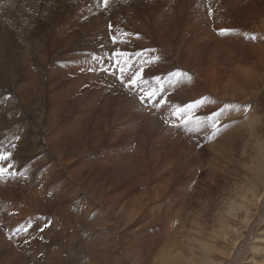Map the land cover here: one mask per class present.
<instances>
[{
  "label": "rangeland",
  "instance_id": "374dc122",
  "mask_svg": "<svg viewBox=\"0 0 264 264\" xmlns=\"http://www.w3.org/2000/svg\"><path fill=\"white\" fill-rule=\"evenodd\" d=\"M47 4L51 5L50 8ZM60 8V18L64 22H69L76 14L73 0H0V156H8L7 160L0 159V169L6 170L0 173V264H125L126 261V264H161L163 261L160 259L163 257L160 254L173 252L175 254L171 259L182 256L183 260L185 258L186 262L192 261L193 264H205L201 261L209 256L212 259L210 261L208 258L209 264H219L218 261L221 264H233L241 259L240 264H264V221L258 218L261 215L260 207L256 208V201H251L252 198L246 201V198L241 196L243 191L250 187H257L255 191L264 193V185H259L260 182L250 174L248 168H244L243 163L246 158L249 165L253 160L260 164L259 159L255 158L258 139H254V143H248L247 141L252 139L251 132L248 134L244 126H241L243 129L240 126L232 127L234 132L232 128L231 132H228V122L236 120L222 123L219 118L221 114L216 112L217 110L214 113H217L218 127L220 131L226 129V132L217 136L215 141L223 143L224 137L231 133L233 141H239L237 145L241 146L236 147L239 150L235 153L236 156L229 155L228 152L226 160L220 158L221 154L217 155L223 166L219 171L214 166L205 165L201 168L202 160L208 152L197 158L183 142L179 151L169 156L166 162H146L150 168L153 165L158 168L159 175L155 179H165L166 190H158L155 188L157 184L150 182L134 193H128L125 200L121 201L120 192H114L115 188H118L115 184L117 177L121 176L119 172L113 175L92 167L91 172L98 177L81 180V185L70 178L62 165L66 156L58 157V136L63 121L79 114V109L74 106L66 109V102L74 94L79 80L86 72L84 69L72 72L69 70L68 64L73 62L74 54L65 49L67 26L59 22ZM228 8L219 0H206L195 13L194 19L186 18L184 24L190 25L192 35L196 37L212 31L219 32L224 42L241 20L240 16L235 14L231 24L223 25L222 21ZM262 15L264 7L255 17ZM249 27L248 22L243 24V36ZM165 38L166 35L164 41ZM82 42L84 41H81V46L86 50L87 46ZM204 49L209 58L210 50H216L218 53L220 47L213 41L209 42L207 47L204 46ZM148 56L149 54H141V57ZM123 60L121 63L126 64L127 59ZM213 61L214 59H209L210 69ZM170 75L171 73L167 79L172 82ZM167 79L163 80L167 82ZM162 81L154 83V90L160 97L166 85H163ZM130 92L129 88L123 86L121 91L113 92V96L120 97L126 104L132 98ZM159 105L167 109L168 103L162 99ZM134 111L136 110L133 109ZM161 113L163 115V112ZM247 115L246 112L244 118ZM139 116L140 114L134 117L130 124L135 128L150 129L147 121ZM97 117L101 116H93L90 112L69 120V124L90 133V122ZM205 119L210 124L213 122L211 116ZM168 127L171 126L160 130L151 129L157 130L158 139H162L161 132ZM204 128L212 131L208 124L204 125ZM111 134H117L116 142L112 140ZM190 135L194 139L199 137L192 130ZM126 143V138L116 131L109 132L103 141H89L94 154L121 160L119 157L124 149L123 159L130 160V166L136 165L138 159L132 158H138L139 152H134L133 144ZM75 150L79 153L82 151L81 147ZM186 150L188 152H185ZM199 150L203 153L201 148ZM243 154L245 158L242 157ZM150 155H153L152 152ZM77 157L83 158L85 154ZM212 158V154L208 153L206 161L209 162L208 159ZM68 166L69 164L66 165ZM207 170L209 177L200 176L202 171ZM148 171H143L142 175ZM127 177L128 179L123 181L129 182L130 175ZM103 182L112 185L101 188ZM255 182V186L251 184ZM258 198L257 202L263 197ZM90 202L91 205L88 204ZM233 204L242 206L243 209L240 207L230 215L232 212L229 206ZM247 210H250L249 214ZM162 212L164 213L161 214ZM222 220L228 225L225 231L220 230L222 225L220 226L219 222ZM126 221L132 224L127 225ZM151 230L152 233L149 234ZM141 233L145 237L158 234L160 245L153 241L156 249L148 251L146 247H142L145 237ZM136 236L141 239H136ZM248 243L253 246V250ZM133 244H137L135 248ZM102 245L105 248H102ZM203 245L215 248L211 253L205 250ZM86 247L91 248L87 250ZM151 247L152 244L149 248ZM239 248L241 250H238ZM142 249L148 254L144 255L143 251L141 253ZM210 254L217 255L214 257L218 261L216 262V258ZM235 256L237 262L233 260ZM134 258H138L137 261Z\"/></svg>",
  "mask_w": 264,
  "mask_h": 264
},
{
  "label": "bare ground",
  "instance_id": "6f19581e",
  "mask_svg": "<svg viewBox=\"0 0 264 264\" xmlns=\"http://www.w3.org/2000/svg\"><path fill=\"white\" fill-rule=\"evenodd\" d=\"M205 1L107 0L106 2V0H73L76 14L69 22L61 20L62 8L58 9L59 22L67 26L65 49L74 54L73 62L68 64L69 70L72 72L84 69L86 72L79 80L74 94L66 102V109L74 106L79 109V114L77 117L74 115L63 121L57 147L58 157L66 156L62 164L66 172L79 185L82 184L81 180L87 181L91 177H98L91 172V168L96 167L113 175H116L117 172L121 174V176L117 177V183L115 184L118 188L114 190V192H120L121 201L125 200V196L128 193L132 194L135 190L148 185L150 182L153 185L154 183L157 184L156 189L166 190V180L159 181L161 177L157 180L155 179L159 175L158 168L155 165L150 168L146 165V162L150 160L155 162V164L157 162H166L169 156L179 151L183 142L197 158H201L206 151L212 154L213 158L208 159L209 162H207V153L205 159L202 160L203 166L201 168L207 165L209 167L214 166L218 171L221 170L220 168L223 166L218 161L217 155L219 154L220 156L221 154L220 158H225L226 160L228 152L230 153L229 155L234 154L236 156L235 153L239 152L236 147L239 148L241 146L237 145L239 141H233L234 138L230 136L231 133L227 136L223 135L225 136L223 143L215 141L217 136L226 132V129L220 131L218 127V118L217 113H214L215 110L221 114L219 118L222 123L236 120L232 123L228 122V132H231L232 127L236 128L237 126L238 128L240 126L243 129L241 126H244L248 134L251 132L252 139L248 140V143H254L255 141L253 140L258 139L255 158L259 159L260 164H256L254 160H251V165L247 164L248 161L244 154L242 157L245 159L243 160L242 158V160L244 168L249 169L250 174L252 173L255 179L260 182L259 185L261 183L264 185V137H262V133L264 134V15L255 17L264 7V0H219L220 3H225L229 7L222 21L223 25L231 24L235 14H238L241 18L238 26L228 34L224 42L219 32L212 31L196 37L192 35L190 25L184 24L186 18L194 19L195 13L198 12ZM47 5L50 8L51 5ZM48 14L50 13L48 12ZM245 22H248L250 27L243 36L242 27ZM111 30L113 31V37H111ZM82 40L87 46L86 50L82 47L83 45L81 46ZM213 41L216 42L220 49L218 53H216V50H210L208 58L204 46L207 47L208 43ZM139 48H142L143 52ZM141 54H149V56L141 57ZM124 58L127 59L126 64L121 63ZM209 59H214L212 69L208 67ZM170 73L172 82L167 79ZM176 73L181 75L177 76L175 75ZM163 79H167V82ZM161 81L163 85L166 84L163 88L162 97L157 94L151 97L146 95L147 92L154 90L155 82ZM123 86L129 88L131 90L130 93H132V98L126 104L122 102L120 97L113 96V92L121 91ZM162 99L168 103L167 109L159 105ZM257 99H260V101H257ZM174 101H176L175 105ZM133 109L136 111L133 112ZM90 112L93 116L95 114L101 116L90 122L92 132H86L80 127L69 124V120L76 119ZM161 112H163V115H161ZM246 112L248 115L244 118ZM139 114V118L145 119L150 129L135 128L130 124L134 117ZM208 116L213 118L211 124L205 119ZM240 116L242 117L241 119L239 118ZM206 124L212 131L205 130L204 125ZM141 126H145V124H141ZM165 126L171 127L162 130V139H158L157 130L151 128L160 130ZM191 130L199 135V137H195L199 142L190 135ZM112 131L124 136L127 140L126 145L133 144L135 146L134 152H139L138 158L134 157L132 160L138 159L136 165L130 166L128 162L131 161L123 159L125 155L124 149L119 157L121 160L107 159L104 155L94 154L89 141H96V139L103 141L106 135ZM232 131L234 132L233 128ZM111 138L114 142L118 140L117 134H111ZM174 138L181 140H174ZM80 147L82 151L79 153L75 149ZM199 148L202 149L203 153H201ZM64 151L67 153H64ZM223 151L225 154H223ZM151 152L153 155H150ZM185 152L188 151L186 150ZM84 154L85 157L83 158L77 157ZM67 164H69L68 167H66ZM143 171L148 172L142 175ZM129 175L130 181H123L127 180ZM200 176L209 177L210 173L208 170L206 172L202 171ZM251 184L255 186L257 183ZM107 185L112 184L103 182L101 188ZM255 188L257 189V187ZM256 189L250 187V189L245 190L246 192L243 191L241 196L246 198V201L250 198H252L251 201H256L255 206L256 208L260 207L261 211V215L258 218L264 221V193H260V190L255 191ZM259 196L263 198L257 202ZM143 200L146 199L143 198ZM88 204L91 205V202ZM173 204L171 203V205ZM234 204L229 206L232 212L230 215L237 212L236 210L240 207L242 208V206ZM247 212L249 214L250 210H247ZM259 222L261 221L259 220ZM219 223L220 226L222 225L220 230L225 231L227 229L226 226H228L226 221L222 220ZM129 224L127 222V225ZM120 227L123 226L120 225ZM151 233L152 230L149 234ZM141 234L144 236L143 233ZM161 234L163 233L161 232ZM152 235L144 236L145 238L142 237L145 240L142 243V247H146L148 251L149 249L152 251L156 249L153 246V241L159 243L158 234L156 236ZM139 238L137 237L136 239ZM151 244L152 247L149 248ZM250 244L248 243L247 245L250 246ZM90 245L93 246L91 243ZM135 245L133 244V247ZM154 245L157 244L154 243ZM203 247L211 253V250L215 248L209 245H203ZM251 247L253 248L252 245ZM90 248H87V250ZM102 248L105 247L102 245ZM251 249L250 252L253 250ZM238 250H241V248ZM142 251L144 255L148 254L145 253L144 249L141 250V253ZM235 252L234 249V254ZM121 254L123 255L124 253L121 252ZM173 254L175 253L173 252ZM173 254H160L163 257L160 259L163 261L161 264L164 262L169 264H193L192 261L191 263L186 262L185 258L183 260L182 256L171 259ZM124 255L126 256V254ZM134 255L136 256V254ZM134 255L133 257H135ZM201 255L204 257L203 254ZM214 256L217 255L214 254ZM214 256L212 255L213 258H216ZM138 258L141 257L138 256ZM193 258H195V255ZM208 258L210 259V256ZM208 258L203 259L201 262L209 264ZM236 259L235 256L233 260L235 261ZM215 261H218L217 258ZM240 261L233 264H240ZM218 263L221 264L220 261ZM211 264H215V262Z\"/></svg>",
  "mask_w": 264,
  "mask_h": 264
},
{
  "label": "snow or ice",
  "instance_id": "6c2138e0",
  "mask_svg": "<svg viewBox=\"0 0 264 264\" xmlns=\"http://www.w3.org/2000/svg\"><path fill=\"white\" fill-rule=\"evenodd\" d=\"M106 2H107V0H106ZM253 38H255V37H253ZM175 75L179 76L181 74L180 73H176ZM157 80H159V78H157ZM155 94H156L155 90H152V91H149V92L146 93V95H148L149 97H151V96H153ZM141 99H143V97H141ZM0 159L7 160L8 156L7 155L0 156ZM4 171H6V170L5 169H0V173H3Z\"/></svg>",
  "mask_w": 264,
  "mask_h": 264
}]
</instances>
